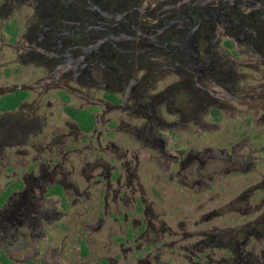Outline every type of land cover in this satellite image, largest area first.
I'll return each instance as SVG.
<instances>
[{"label": "flooded vegetation", "instance_id": "1", "mask_svg": "<svg viewBox=\"0 0 264 264\" xmlns=\"http://www.w3.org/2000/svg\"><path fill=\"white\" fill-rule=\"evenodd\" d=\"M0 264H264V0H0Z\"/></svg>", "mask_w": 264, "mask_h": 264}, {"label": "rangeland", "instance_id": "2", "mask_svg": "<svg viewBox=\"0 0 264 264\" xmlns=\"http://www.w3.org/2000/svg\"><path fill=\"white\" fill-rule=\"evenodd\" d=\"M65 247H66V253H67V258L68 261H74L77 259V245L75 244L74 237L73 236H68L65 239Z\"/></svg>", "mask_w": 264, "mask_h": 264}, {"label": "water", "instance_id": "3", "mask_svg": "<svg viewBox=\"0 0 264 264\" xmlns=\"http://www.w3.org/2000/svg\"><path fill=\"white\" fill-rule=\"evenodd\" d=\"M22 88H25V86L24 85H18L14 89H22Z\"/></svg>", "mask_w": 264, "mask_h": 264}]
</instances>
